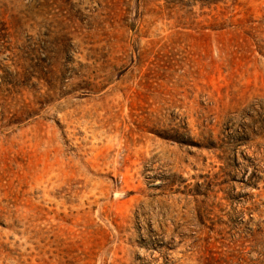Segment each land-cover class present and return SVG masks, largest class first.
Returning a JSON list of instances; mask_svg holds the SVG:
<instances>
[{
  "label": "rangeland",
  "instance_id": "1",
  "mask_svg": "<svg viewBox=\"0 0 264 264\" xmlns=\"http://www.w3.org/2000/svg\"><path fill=\"white\" fill-rule=\"evenodd\" d=\"M0 264H264V0H0Z\"/></svg>",
  "mask_w": 264,
  "mask_h": 264
}]
</instances>
